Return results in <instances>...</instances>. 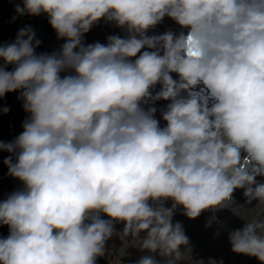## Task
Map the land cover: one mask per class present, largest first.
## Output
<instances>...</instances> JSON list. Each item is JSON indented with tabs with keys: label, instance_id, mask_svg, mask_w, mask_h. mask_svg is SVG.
Returning <instances> with one entry per match:
<instances>
[{
	"label": "clouds",
	"instance_id": "obj_1",
	"mask_svg": "<svg viewBox=\"0 0 264 264\" xmlns=\"http://www.w3.org/2000/svg\"><path fill=\"white\" fill-rule=\"evenodd\" d=\"M15 11L46 15L64 43L37 54L25 27L0 45V99L19 92L29 114L0 141L24 186L0 201V264H97L113 238L120 257L148 253L134 264H204L178 209L211 211L210 227L238 189L264 207V0H23ZM165 17L182 31L149 35ZM102 19L125 35L85 45ZM228 239L264 264V212Z\"/></svg>",
	"mask_w": 264,
	"mask_h": 264
},
{
	"label": "bare ground",
	"instance_id": "obj_2",
	"mask_svg": "<svg viewBox=\"0 0 264 264\" xmlns=\"http://www.w3.org/2000/svg\"><path fill=\"white\" fill-rule=\"evenodd\" d=\"M11 1V11L13 17H15V21L13 23H8L14 26L12 29L13 38H16V35L19 30L25 28L22 23V17L17 15L15 9L16 6L19 4L21 7L23 6V0H10ZM102 22L106 23L104 25V29L96 30L93 29V33L85 34L88 37L87 42H91L90 44L100 42L102 44L107 43V37L110 35H118L123 37L125 32L116 27L113 23H107L103 19ZM171 25H168V24ZM6 26V25H5ZM173 31L175 33H179L182 31L179 25H177L173 20L165 17L163 22L158 24L154 30H152L149 35L152 34H163L166 31ZM184 31V29H183ZM63 43H59V49H61ZM87 45V43L85 44ZM62 76L65 73L61 74ZM173 78H178L175 73L172 74ZM156 90H159V85H157ZM163 101V100H161ZM157 101L154 106L157 108L156 118L160 121L161 126H165L166 122L163 121L160 109L166 107L168 101H163V105L161 107L157 106ZM161 103V102H160ZM4 159L0 158V188L9 187L10 184L16 179L13 178L8 174L6 165L3 163ZM258 180L264 182V177H257ZM234 199L236 200L237 204L232 209H222L215 212V216L218 218L217 221H214L210 227L206 226L208 221L213 216V213L204 214V212L195 219H189L186 216L182 215V209H178L177 213L173 217V222H182L184 231L186 236L189 238L190 246L192 248L191 256L194 260H201L198 256L199 249L196 247V233L199 228H206L207 229V245L208 250L212 252L216 259L222 264H260L255 257L237 254L232 251V246L228 239V234L234 229L241 228L245 220H250L257 216L258 213L264 212V207H255L256 201H253L252 205H247L245 203V198L243 196V190L238 189L234 192ZM0 201H3L0 195ZM170 206V204L168 205ZM123 227L122 224H118L116 226L117 231L121 230ZM4 238V237H2ZM117 239V238H116ZM118 244L120 245L121 242L117 239ZM228 251H232V254ZM111 252V251H110ZM144 254H148L147 252H142ZM114 258V257H113ZM203 260V259H202ZM206 261H210L207 257L205 258ZM204 261V260H203ZM204 261V264H209ZM124 264V263H122ZM181 264H190L188 261H182Z\"/></svg>",
	"mask_w": 264,
	"mask_h": 264
},
{
	"label": "rangeland",
	"instance_id": "obj_3",
	"mask_svg": "<svg viewBox=\"0 0 264 264\" xmlns=\"http://www.w3.org/2000/svg\"><path fill=\"white\" fill-rule=\"evenodd\" d=\"M10 7V0H0V45H7L14 42L15 40V38H13L15 35H13L12 33V29L14 28V26L8 24L13 23L15 21V19H13V14ZM21 17L24 27H31L35 32V39L40 41L39 47L36 49L37 54L58 52L60 50L59 43H64V40L57 38L55 31L48 23V17L46 15L41 14L40 16H29L25 14ZM103 23L104 22L100 21L97 25L92 27V29L86 34L93 33V29H104ZM168 25L171 24L169 23ZM86 37L88 36L85 35L83 37V42L85 44H90L91 42L88 43L87 39H85ZM11 67L12 66H9V70H11ZM18 96L19 92H11L7 93L5 97L0 99V108L7 107L9 109L6 114L0 111V141H3L5 143L13 141L17 136L22 133V125L29 116V114L24 111L23 101L18 99ZM160 102L157 103L158 107H161L163 105V101ZM9 155L10 154L8 152H0V158L5 159ZM6 168L8 171L7 165ZM23 187L24 186L22 182L18 179H15L9 187L0 188L1 198L5 200L11 193L18 190H22ZM207 213H211V211L204 212V214ZM8 234V226L0 225V238H6ZM206 237L207 229L199 228L196 233L195 242L196 247L199 249L197 254L199 258L203 259L204 261H206L205 258L207 257L209 260L215 261L216 264H218L219 261L216 259V256L208 250ZM113 245L115 246V248H113ZM108 248L109 258H98L97 264H109V260H115V258L122 259V263L134 264V262L137 261L142 255H146L142 253L138 248H129L128 252L130 253V255L120 257L118 254L120 245L118 244L116 238H113L112 240L108 241ZM228 252L232 254V251ZM206 262L209 263L208 261Z\"/></svg>",
	"mask_w": 264,
	"mask_h": 264
}]
</instances>
